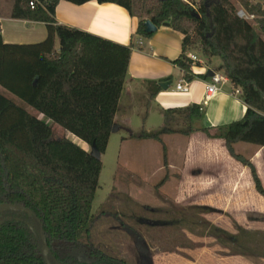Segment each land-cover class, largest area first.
<instances>
[{
	"label": "trees",
	"instance_id": "16d2710c",
	"mask_svg": "<svg viewBox=\"0 0 264 264\" xmlns=\"http://www.w3.org/2000/svg\"><path fill=\"white\" fill-rule=\"evenodd\" d=\"M30 1L14 0L10 17L45 24V40L34 45H4L0 36V86L37 113L31 115L0 93V204H17L33 212L43 228L52 264H124L90 242L101 160L66 136L54 137L51 126L38 115L88 149L94 144L104 154L111 134L118 129L114 118L135 47L58 25L54 14L60 0H35L38 4L33 9ZM63 1L82 5L92 0ZM95 1L120 6L137 18L140 39L152 35L145 32L146 20L180 33L182 54L174 64L188 81L193 75L187 51L197 46L208 61L220 60L216 70L241 90L246 111L239 121L200 132L224 142L228 154L249 169L255 192L264 198L254 166L233 151L239 142L264 147V0H234L254 17L253 25L237 17L230 0H198L196 7L182 0ZM157 91L154 84L151 97ZM173 115H181L190 125L192 119L201 117V109L197 105L169 109L161 129L141 131L131 138L160 143V136L171 132L167 123ZM0 221V264H44L36 219L3 211ZM228 237L233 246L243 248L240 235Z\"/></svg>",
	"mask_w": 264,
	"mask_h": 264
},
{
	"label": "rangeland",
	"instance_id": "374dc122",
	"mask_svg": "<svg viewBox=\"0 0 264 264\" xmlns=\"http://www.w3.org/2000/svg\"><path fill=\"white\" fill-rule=\"evenodd\" d=\"M186 1L195 7L198 3ZM134 12L139 15L137 9ZM191 51L211 68L220 65L218 58L208 62L197 46ZM38 118L51 126L54 137H67L60 127ZM157 121L155 116L150 124ZM167 125L171 132L160 136V143L133 140L123 148L126 134H111L100 157L90 242L126 264H264V198L250 196L245 203H227L222 192L229 189L211 180L224 173L217 172L222 170L219 162L204 151L205 140L210 139L201 132L190 140V125L181 115L170 117ZM142 220L157 226L147 227ZM232 235H240L243 248L231 244L228 236Z\"/></svg>",
	"mask_w": 264,
	"mask_h": 264
},
{
	"label": "crops",
	"instance_id": "0c3cea01",
	"mask_svg": "<svg viewBox=\"0 0 264 264\" xmlns=\"http://www.w3.org/2000/svg\"><path fill=\"white\" fill-rule=\"evenodd\" d=\"M13 3L14 0H0L2 43L25 46L38 44L45 40L47 37L45 24L16 20L10 17ZM54 18L58 25L75 28L119 45H134L135 48L131 51L122 95L114 118V123L118 126L116 131H123L126 134L122 138L123 148L132 144L133 140H137L131 138V135L139 134L141 131L148 133L161 129L165 125V111L169 109L182 110L193 105L201 107L205 95L204 84L207 82L203 72L206 69L207 71H217L216 69L219 67L211 68L207 65L193 67L192 70L197 74V77L190 83L188 93H180L175 91V85L182 75L174 64L182 54L183 36L180 33L168 27H159L149 39H140L136 35L137 18L130 16L120 6L108 3L99 4L95 0L82 5H73L60 0L55 8ZM138 40L142 41L140 48L135 46ZM54 49L56 52L59 51L57 37L54 39ZM210 61L212 62V59L208 62ZM161 83H170V85L167 89H162L159 87ZM154 84L158 87V91L151 97ZM233 89L229 81L223 83L220 91L209 100L207 106L201 107V117L191 121L190 140L203 135L200 129L227 125L243 118L246 106L241 97L232 95ZM0 93L19 106L15 101L18 99L1 86ZM155 116L158 117V121L150 124ZM69 140L71 141V139ZM205 142L208 147L204 151L209 152L212 160L219 162L218 166L222 170H217V172L224 173L219 175V179L216 176L211 180L218 182V185L221 183L229 189L228 192H222L227 198L226 202L245 203L250 196H259L253 191L254 186L249 169L228 154L224 142L219 139H206ZM233 151L254 166L264 188V147L239 142L233 145ZM220 179L221 182H219ZM234 189H236L237 195L233 193ZM242 190L246 192V196L243 195Z\"/></svg>",
	"mask_w": 264,
	"mask_h": 264
},
{
	"label": "built area",
	"instance_id": "2783aa9c",
	"mask_svg": "<svg viewBox=\"0 0 264 264\" xmlns=\"http://www.w3.org/2000/svg\"><path fill=\"white\" fill-rule=\"evenodd\" d=\"M184 3H187L186 0H182ZM38 3L35 0H31L29 2V6L31 9H33ZM188 4V3H187ZM236 15L238 18L243 20H251L253 21L254 17L246 14L241 8L237 9ZM136 48L142 47V41L138 40L135 44ZM186 60L190 63L191 66V75H193V80L197 77V74L192 70L193 67H203L205 64L202 62V60L195 54L192 53V51H187L185 53ZM182 78L176 83L175 85V91L180 93H188L189 92V86L190 83L193 81H188L185 76L186 73L178 68ZM213 74L211 77L207 78V82H205V95L201 103V107L207 106L209 100L220 91L221 86L223 83L227 82L228 79L224 76L222 72L210 70ZM207 73V69L204 70L203 75ZM232 95L235 97H241V90L239 88L233 89ZM200 107V109H201Z\"/></svg>",
	"mask_w": 264,
	"mask_h": 264
},
{
	"label": "water",
	"instance_id": "95a60500",
	"mask_svg": "<svg viewBox=\"0 0 264 264\" xmlns=\"http://www.w3.org/2000/svg\"><path fill=\"white\" fill-rule=\"evenodd\" d=\"M144 26H145V32L147 34H153L157 30V27L154 26L150 20H146L144 23ZM212 74L213 73L210 70L207 71V73L205 74V78L211 77ZM169 85H170V83H161V84H159V87L162 89H167V87ZM89 154L95 159H100V157H101V155L97 151L94 144H92L90 146ZM3 211H17V212L25 213L28 217H32V218L36 219V222L39 224V238H40V243H41L40 251H41L43 262H44V264H52L51 261L49 260V250H48V245H47V241L45 238V234L43 232V228L40 224V221L35 217L33 212L24 206L17 205V204L12 205V204H7V203L0 204V212H3ZM140 223L147 225V226H151V227L157 226L156 222L153 223V222L146 221V220H142V221H140Z\"/></svg>",
	"mask_w": 264,
	"mask_h": 264
},
{
	"label": "bare ground",
	"instance_id": "6f19581e",
	"mask_svg": "<svg viewBox=\"0 0 264 264\" xmlns=\"http://www.w3.org/2000/svg\"><path fill=\"white\" fill-rule=\"evenodd\" d=\"M42 118H44V117H42ZM44 120H45V121H48V120H46V118H44ZM48 123H49V121H48ZM67 138H68V139H71V142H73L74 144H76V145L79 146L80 148L86 150V147H87L86 144L82 143V142H81L80 140H78L77 138L72 137V136L69 135V134H67Z\"/></svg>",
	"mask_w": 264,
	"mask_h": 264
},
{
	"label": "flooded vegetation",
	"instance_id": "af4514ba",
	"mask_svg": "<svg viewBox=\"0 0 264 264\" xmlns=\"http://www.w3.org/2000/svg\"><path fill=\"white\" fill-rule=\"evenodd\" d=\"M121 264V263H120ZM124 264H126V263H124Z\"/></svg>",
	"mask_w": 264,
	"mask_h": 264
}]
</instances>
